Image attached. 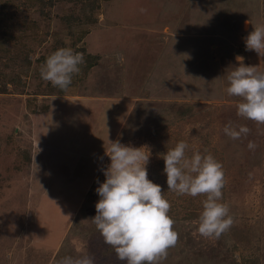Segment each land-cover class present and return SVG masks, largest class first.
<instances>
[{
  "label": "rangeland",
  "instance_id": "obj_1",
  "mask_svg": "<svg viewBox=\"0 0 264 264\" xmlns=\"http://www.w3.org/2000/svg\"><path fill=\"white\" fill-rule=\"evenodd\" d=\"M258 2L0 0V264H126L92 222L116 140L150 152L148 178L171 204L179 239L160 264H264V124L226 92L238 63L264 70L245 49L264 24ZM60 48L85 61L66 90L40 74ZM229 123L251 131L230 139ZM180 141L223 166L234 224L218 239L198 233L206 196L168 190L162 156Z\"/></svg>",
  "mask_w": 264,
  "mask_h": 264
},
{
  "label": "clouds",
  "instance_id": "obj_2",
  "mask_svg": "<svg viewBox=\"0 0 264 264\" xmlns=\"http://www.w3.org/2000/svg\"><path fill=\"white\" fill-rule=\"evenodd\" d=\"M245 49L264 57V24L254 27L247 35ZM83 63L82 53L60 48L41 66V79L66 90ZM227 82V95L240 98L237 115L264 124V70L238 63L228 73ZM250 131L245 125L237 129L231 123L223 128L224 134L233 140L246 137ZM110 142L105 148L110 163L101 169L105 180L98 182L96 188L99 200L92 222L119 260L126 264H160L167 257L168 249L177 244L179 235L174 230L175 221L169 215L171 204L163 196L161 185L148 178L146 165L150 152L119 140ZM248 148L254 150L256 144L249 141ZM189 150L190 145L180 141L162 156L168 190L178 195L206 196L198 233L218 239L234 224L229 206L221 202L225 185L223 166L212 155H203L194 149L189 156ZM57 264H95V260L83 254L65 256Z\"/></svg>",
  "mask_w": 264,
  "mask_h": 264
},
{
  "label": "crops",
  "instance_id": "obj_3",
  "mask_svg": "<svg viewBox=\"0 0 264 264\" xmlns=\"http://www.w3.org/2000/svg\"><path fill=\"white\" fill-rule=\"evenodd\" d=\"M259 0H257V2H258ZM259 2H261V4L262 3H264V0H261V1H259ZM258 2V3H259ZM251 3H252V1H251ZM263 5V4H262ZM258 6V5H257ZM257 6H256V9L253 11V12H255L256 13V18L259 20L260 18H262V16H261V13L258 11L259 9H257ZM222 14V12H220V15ZM261 20V19H260ZM259 20V21H260ZM191 21H192V19H191ZM262 21V20H261ZM260 21V22H261ZM192 23V22H191ZM186 27H189L188 25H186ZM253 30V29H252ZM126 103L128 104V101H126Z\"/></svg>",
  "mask_w": 264,
  "mask_h": 264
},
{
  "label": "trees",
  "instance_id": "obj_4",
  "mask_svg": "<svg viewBox=\"0 0 264 264\" xmlns=\"http://www.w3.org/2000/svg\"><path fill=\"white\" fill-rule=\"evenodd\" d=\"M183 27H185V26H183ZM91 56H89L90 58H92V54H90ZM91 65V64H90ZM89 65V66H90ZM6 91V87H3V88H0V92H5Z\"/></svg>",
  "mask_w": 264,
  "mask_h": 264
}]
</instances>
